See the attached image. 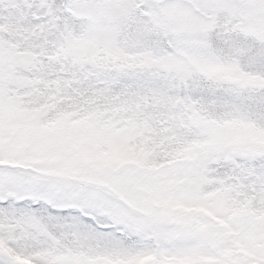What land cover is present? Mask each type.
<instances>
[{
  "label": "snow or ice",
  "instance_id": "obj_1",
  "mask_svg": "<svg viewBox=\"0 0 264 264\" xmlns=\"http://www.w3.org/2000/svg\"><path fill=\"white\" fill-rule=\"evenodd\" d=\"M0 264H264V0H0Z\"/></svg>",
  "mask_w": 264,
  "mask_h": 264
}]
</instances>
